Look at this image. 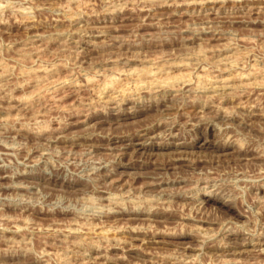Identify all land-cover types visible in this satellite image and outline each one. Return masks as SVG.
<instances>
[{"label": "clouds", "instance_id": "obj_1", "mask_svg": "<svg viewBox=\"0 0 264 264\" xmlns=\"http://www.w3.org/2000/svg\"><path fill=\"white\" fill-rule=\"evenodd\" d=\"M121 17L134 21L126 35ZM133 139L147 155L126 160L113 145ZM261 192L264 0H0V264H119L127 256L110 253L129 247L142 264H213L207 249L227 235L264 253ZM206 204L234 213L207 237L106 223L161 212L195 223ZM129 231L190 236L192 254L137 247Z\"/></svg>", "mask_w": 264, "mask_h": 264}, {"label": "rangeland", "instance_id": "obj_2", "mask_svg": "<svg viewBox=\"0 0 264 264\" xmlns=\"http://www.w3.org/2000/svg\"><path fill=\"white\" fill-rule=\"evenodd\" d=\"M187 11V10H185ZM183 19V21H187L188 17L183 16L181 17H172V23H179ZM134 21L132 18L121 17L115 24V28L120 29V34L126 35V28L131 25ZM111 23V22H110ZM143 34V33H142ZM54 50V49H53ZM127 49L125 48V51ZM135 50V49H134ZM163 51H171L170 48L165 47L162 49ZM147 51V49H145ZM159 51V50H154ZM83 94V93H82ZM64 100L66 103H73L76 101V96L74 94L65 96ZM99 124H103V121L97 122ZM114 123V122H113ZM124 123L131 124L132 121H124ZM105 127L109 126L108 124H104ZM200 129H196L193 131L192 137H197L200 135ZM114 148L123 149V156L126 160L132 159H139L142 155H147L143 149L138 147V141L133 139L126 143H121L119 145L114 144ZM220 155H229L228 153H222ZM134 170V167L128 169H118L116 175L113 179H116L118 184L123 186L129 183L130 177L129 172ZM132 183L136 184L137 186L142 183V181L136 180L132 181ZM261 195H264V192H261ZM176 205L179 207L180 205H185L187 201L184 200H177ZM24 215H31L38 223L49 226L56 221L61 223L65 222L64 217H49L44 215H39L37 213H24ZM234 213L231 212L229 209H225L214 204H206L205 205V213L202 219L197 220V222L192 223L189 220L181 218L179 213H158L153 214L151 217L145 216H118L114 217L112 220L107 221L106 223L114 224L118 226L130 225L132 227H136L138 225L147 226L149 222L154 224L157 228L167 227H176L178 224H183L185 229L187 228H195L200 230L205 237L209 236L212 232L217 231L221 228V220H226L229 216H233ZM123 235H127L129 239L132 240L133 244L139 247L145 239H148V243L144 244V248L152 249L163 247L165 244L169 246H179L187 248L188 254L191 255V245L193 241L190 236H184L179 238H167L164 239L163 237H157L156 241L150 239L151 234H144V233H134V232H127ZM222 244H227L228 247L224 248L219 245H211L207 249L209 257L213 259V264H215L216 257H225L231 260H237L241 262H246V264H259L260 261H264V253H260L258 250L253 249H245L244 247L235 243L234 238L231 235H227L222 237L221 239ZM110 255L113 256H120L126 255L127 260L119 261V264H142V260L146 257L143 256L141 252L137 250V248L129 247L126 252H120L118 250L113 249Z\"/></svg>", "mask_w": 264, "mask_h": 264}]
</instances>
